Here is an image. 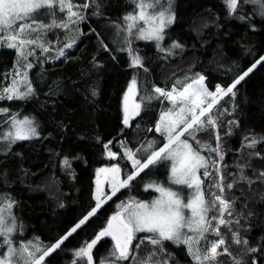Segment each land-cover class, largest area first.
<instances>
[{
    "label": "snow or ice",
    "instance_id": "6c2138e0",
    "mask_svg": "<svg viewBox=\"0 0 264 264\" xmlns=\"http://www.w3.org/2000/svg\"><path fill=\"white\" fill-rule=\"evenodd\" d=\"M222 2L229 19L252 31L254 15L264 22V0ZM130 4L119 21H111L103 15L101 0H0V50H14L15 55L11 70L0 77V102L37 99L30 72L72 59L70 52L84 35L95 36L98 50L112 60L114 52L126 55L132 70L122 91L119 131L107 141L95 137L104 151L102 165L94 169L90 202L58 235L47 243L24 236L16 212L19 201L11 192L0 191V264H54L62 245L88 229L91 237L71 250V264H179L169 251L172 247L184 252L185 264H264V236L255 244L248 238V221L254 215L249 200L256 198L253 185L264 188V169L252 165L254 159L264 162V134L241 129L235 118L238 86L257 65L264 66V55L228 84L218 83L213 89L199 72L161 86L148 79V58L137 44L151 43L162 61L183 52L184 45L169 34L177 19L175 0H130ZM249 7L251 15L245 10ZM92 19L105 20L98 25L101 31L88 23ZM86 23L88 33L82 27ZM106 40L114 47L109 48ZM93 67H102L95 56ZM85 92L98 95L95 87ZM152 115L149 123L145 118ZM128 133L138 142L130 143ZM237 134L238 147H226ZM42 136L35 115L0 106V156H22L13 153L14 146ZM230 152L231 165L225 159ZM61 164L75 179L67 155ZM230 167L235 171H227ZM0 185L14 186L7 170L0 171ZM137 185L147 197L131 194ZM122 191L129 193L124 199L118 196ZM259 199L264 200V193ZM109 201L114 210L94 227V219ZM105 238L109 245L94 253Z\"/></svg>",
    "mask_w": 264,
    "mask_h": 264
},
{
    "label": "trees",
    "instance_id": "16d2710c",
    "mask_svg": "<svg viewBox=\"0 0 264 264\" xmlns=\"http://www.w3.org/2000/svg\"><path fill=\"white\" fill-rule=\"evenodd\" d=\"M101 3L104 17L111 21H119L131 8L130 0H101ZM175 10L177 19L169 34L184 45L183 52L178 50L177 55L162 61L151 43L137 44L142 49L141 55L148 58L150 81L161 86L170 85L176 77L199 72L207 77L206 83L213 89L215 84H228L238 72L246 70L264 55V22L255 15L251 23L256 30L252 31L247 24L228 18L222 0H175ZM245 10L252 14L250 7ZM88 23L101 31L98 25H103L105 20L92 19ZM88 23L82 26L85 33L89 30ZM105 42L109 43V48L114 47L109 41ZM114 54L116 59L112 60L108 53L98 50L95 36L84 35L77 48L70 52L72 59L46 63L31 71L37 85V99L26 103L0 102V106L23 108L24 114L35 115L43 133L40 139L14 146L13 153L19 151L22 156H0V171L7 170L14 185L7 189L0 185V191L11 192L19 201L16 212L24 225L23 235L29 239L40 236L45 243L49 242L90 202L94 169L102 165L104 151L102 143H97L95 137L99 135L107 141L119 131L122 91L132 74L126 55ZM94 56L102 67H93ZM14 59V50H0V77L11 70ZM143 75L141 72L142 78ZM90 87L97 89L96 97L86 94L85 89ZM235 103V118L239 119L241 129L264 134V66H257L238 86ZM154 118L152 115L145 119L151 123ZM128 135L130 143L138 142L131 140V133ZM140 135L142 137L144 133ZM45 136L47 138H43ZM239 140L237 134L228 139L225 146L235 150ZM65 155L71 161L75 179L62 168ZM225 159L231 165L232 153ZM252 165L255 169H264V162L259 160L254 159ZM227 171L235 169L230 167ZM254 193L256 198L249 200L254 215L248 221L251 225L248 238L253 244L264 236V200L259 199L264 188L255 187ZM128 194L122 191L118 196L124 199ZM131 194L148 196L139 185ZM113 200L118 202L115 197ZM61 204L64 206L60 207ZM113 210L114 203L109 201L99 213V219H94L93 226L102 225ZM91 234L92 229H88L69 238L62 250L54 254V264H71L74 258L71 250L79 247ZM109 243L110 240L105 238L94 253L103 252ZM169 251L175 254L179 264H185L183 251L175 247ZM257 259L259 261V257Z\"/></svg>",
    "mask_w": 264,
    "mask_h": 264
},
{
    "label": "rangeland",
    "instance_id": "374dc122",
    "mask_svg": "<svg viewBox=\"0 0 264 264\" xmlns=\"http://www.w3.org/2000/svg\"><path fill=\"white\" fill-rule=\"evenodd\" d=\"M168 42H169V41H167V40L165 41V43H168ZM257 66H259V65H257ZM189 74H191V73H189ZM183 75H184V74H183ZM183 75H182V76H183ZM30 77H31V72H30ZM179 77H181V76H179ZM255 187H256V186H254L253 189H254ZM254 194H255V193H254ZM237 195H239V193H237ZM251 195H252V194H251ZM252 200H254V199H251V201H252ZM251 201H250V202H251ZM238 205H239V206H237V208L240 207V203H238ZM36 237H40V236H36ZM40 239H41V238H40Z\"/></svg>",
    "mask_w": 264,
    "mask_h": 264
}]
</instances>
